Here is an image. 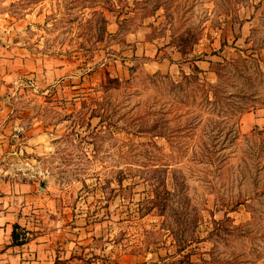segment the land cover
Masks as SVG:
<instances>
[{"label": "rangeland", "instance_id": "obj_1", "mask_svg": "<svg viewBox=\"0 0 264 264\" xmlns=\"http://www.w3.org/2000/svg\"><path fill=\"white\" fill-rule=\"evenodd\" d=\"M9 45L69 63L8 98L49 136L30 177L105 226L101 264H264V0H0Z\"/></svg>", "mask_w": 264, "mask_h": 264}, {"label": "crops", "instance_id": "obj_2", "mask_svg": "<svg viewBox=\"0 0 264 264\" xmlns=\"http://www.w3.org/2000/svg\"><path fill=\"white\" fill-rule=\"evenodd\" d=\"M127 51L126 55L135 53ZM170 55L173 62L168 58L150 62L146 64L147 70L163 74L179 70L181 53L175 51ZM198 66L207 69L204 62ZM68 74L69 63L62 57L55 62L54 57L36 54L28 47H0V264H101L103 261L99 256L94 257L96 253L92 252L102 250L92 244L103 237L105 226L93 223L88 216L58 213L60 200L50 193L48 184L30 177L31 161L27 155L46 153L50 149L49 136L36 130L25 131L8 98L23 85L34 90L54 87V82ZM246 115L248 120L256 116ZM244 118L245 115L242 122Z\"/></svg>", "mask_w": 264, "mask_h": 264}, {"label": "water", "instance_id": "obj_3", "mask_svg": "<svg viewBox=\"0 0 264 264\" xmlns=\"http://www.w3.org/2000/svg\"><path fill=\"white\" fill-rule=\"evenodd\" d=\"M17 237H20V235H18Z\"/></svg>", "mask_w": 264, "mask_h": 264}]
</instances>
